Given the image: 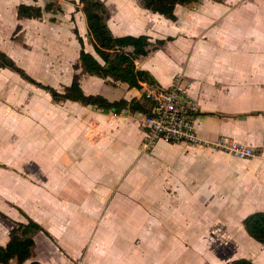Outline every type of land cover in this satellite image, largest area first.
Returning a JSON list of instances; mask_svg holds the SVG:
<instances>
[{"label": "crops", "instance_id": "obj_1", "mask_svg": "<svg viewBox=\"0 0 264 264\" xmlns=\"http://www.w3.org/2000/svg\"><path fill=\"white\" fill-rule=\"evenodd\" d=\"M49 1L0 0V49L20 65L12 43H54L77 67L62 89L50 85L58 92L76 81L86 95L142 104L151 85L130 88L82 72L74 30L85 38V51L101 60L79 0H56L60 16L17 18L20 4ZM102 1L115 36L150 38L149 54L136 65L154 86L165 90L180 79L199 106L195 127L206 144L160 142L145 152L140 110L55 103L45 91L50 103L40 119L20 116L10 79L26 82L0 69V246L30 218L50 237L35 235L28 263L264 264V245L243 225L264 213V0H198L178 8L176 21L138 0ZM220 137L255 156L240 160L214 149Z\"/></svg>", "mask_w": 264, "mask_h": 264}, {"label": "trees", "instance_id": "obj_2", "mask_svg": "<svg viewBox=\"0 0 264 264\" xmlns=\"http://www.w3.org/2000/svg\"><path fill=\"white\" fill-rule=\"evenodd\" d=\"M36 1V0H34ZM70 1V0H63ZM142 8L160 15L167 20H177V10L180 7H189L198 0H138ZM81 11L85 15L88 26L89 42L95 50V54L101 62L91 53L82 48L79 57V67L82 72L96 76L101 79L112 78L115 82L127 84L130 88L141 89L142 84L151 86L156 85L153 76L137 68L136 61L140 57L149 54L152 46L148 36H123L117 37L111 31L109 21V11L102 0H79ZM58 16L63 14L62 7L51 0L44 6L20 4L17 7L18 19L43 20L45 14ZM56 17L51 19L56 22ZM78 37L77 30L74 31ZM81 43L83 41L79 39ZM160 45L163 41L158 42ZM0 69H6L17 74L23 81L43 90L51 96L55 103L76 102L83 106H92L100 110L115 111L117 113L124 109L140 110L148 116L151 114L154 103L143 95V103L133 100L131 103L126 101L110 102L99 95H86L78 82H74L66 87L63 92H58L50 85H46L34 79L24 68L20 67L15 60L5 51L0 49ZM248 234L260 244L264 245V213H255L248 216L243 222ZM40 232H44L50 237L45 229L27 218L26 223H18L11 231L10 241L6 246H0V264H10L16 261L18 264H40L30 262L34 257L35 241L34 237ZM228 264H253L246 259H240Z\"/></svg>", "mask_w": 264, "mask_h": 264}, {"label": "built area", "instance_id": "obj_3", "mask_svg": "<svg viewBox=\"0 0 264 264\" xmlns=\"http://www.w3.org/2000/svg\"><path fill=\"white\" fill-rule=\"evenodd\" d=\"M145 93L154 107L151 114L143 119L146 128L143 151L149 152L160 142L193 147L206 144L199 138L195 127L199 106L190 100L180 79L177 78L168 89L150 86ZM211 146L240 160L255 156L253 149L228 137H220Z\"/></svg>", "mask_w": 264, "mask_h": 264}, {"label": "rangeland", "instance_id": "obj_4", "mask_svg": "<svg viewBox=\"0 0 264 264\" xmlns=\"http://www.w3.org/2000/svg\"><path fill=\"white\" fill-rule=\"evenodd\" d=\"M77 38L81 39L80 35ZM82 41L83 43L79 44L84 48L85 38ZM10 49L20 60L19 66L26 68L27 72L40 82L62 89L75 80L72 76L77 71L76 65L62 57L54 43H26L25 47L22 43H12ZM10 81L18 97V114H26L28 117L31 114L35 120L40 119L42 107L50 103L49 95L36 88L32 89L27 83L22 84L16 78H11Z\"/></svg>", "mask_w": 264, "mask_h": 264}]
</instances>
